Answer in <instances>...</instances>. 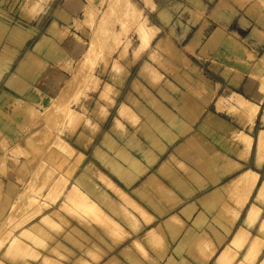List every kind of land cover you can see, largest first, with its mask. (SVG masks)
<instances>
[{"label":"rangeland","instance_id":"rangeland-1","mask_svg":"<svg viewBox=\"0 0 264 264\" xmlns=\"http://www.w3.org/2000/svg\"><path fill=\"white\" fill-rule=\"evenodd\" d=\"M248 5L253 19L264 11V0H0V25L8 35L28 40L24 54L36 48L37 35L55 41V50L46 54L44 84L22 92L27 98L16 101L6 115L23 137L0 155V264H216L245 224L240 216L235 221L246 191L238 180L226 186L225 204L213 201V209L219 207L213 219L200 214L182 236L184 224L172 229L176 245L169 252L150 239L138 250V239L121 248L127 235L110 230V214L119 217V212L98 198L96 187L107 186L100 171L116 187L117 182L134 183L146 164L156 163L158 153L190 132L182 118H188L194 93L200 92L197 75L209 49L203 41L210 22L225 21L227 30L236 8ZM240 26L251 25L242 18ZM250 36L259 44L264 40L255 26ZM243 42L229 49L243 57L246 82L260 84L264 93L263 52ZM11 51L7 47L3 55L7 62L15 54ZM31 65L26 60V67ZM233 99L228 91L216 95L213 104L249 125L242 111L230 109ZM172 112L179 117L176 126ZM241 134L235 130L232 135L237 146ZM136 158L145 168L127 169ZM235 170L227 166L226 172ZM262 194L259 200L249 199L241 212L246 217L252 205L258 207L254 223L246 226L248 242L232 264L243 260L251 239H264ZM93 201L107 209L102 208L105 214H96ZM263 258L264 247L253 264Z\"/></svg>","mask_w":264,"mask_h":264},{"label":"crops","instance_id":"crops-1","mask_svg":"<svg viewBox=\"0 0 264 264\" xmlns=\"http://www.w3.org/2000/svg\"><path fill=\"white\" fill-rule=\"evenodd\" d=\"M249 7L248 5L244 10L236 8L238 15H235L234 20L229 22L227 30L223 20V24L210 22V31H207L208 37L205 36L203 41L204 45L209 46V49L203 53L204 61L201 62L197 75L198 79L202 80L199 85L200 92L194 93L196 96L191 100L194 107L192 106L193 109H190L188 118H182V122L190 127V132L178 137L172 144L167 145L163 152L158 153L156 163L146 164L147 168L134 183L125 185L122 182H117L116 187L114 181L107 175L114 190L102 184L96 187V193L101 197L96 196L119 212V217L113 213L110 214L114 219H110V230L112 232L117 230L120 234L127 235L124 237H127V240L122 243L121 248L138 239L140 242L142 241V244L136 241L138 243L135 250H138L141 247L144 248L143 243L150 239L159 243L157 244L158 249L167 252L173 250L176 244L170 236L172 229L176 225L184 224L185 229L180 233L182 236L188 233L192 222L200 214L206 215L209 220L213 219L219 209V207L217 210L213 209V201L217 198L225 204L226 186L235 180H238V183L246 190L235 221L240 216L239 219H243L245 224L237 230L220 253L228 250L239 251L248 242L246 229L248 214L244 217L241 212L249 199L255 200L258 196V189L263 183L264 159L262 158L261 143L264 141V93L260 90V84L256 83L252 86L246 82L247 68L242 65L244 59L241 55L230 51L229 46L235 43H244L243 40L247 39L250 43L256 44V49L248 46L250 49L254 52L256 50L263 52L264 62V40L262 44H259V38L255 39L250 36L254 26L260 30V34L264 35V11H260L253 19L246 12ZM242 18L248 21L251 26L242 28L240 26ZM213 27L215 29H212ZM217 30L223 31L225 35L221 36ZM234 33L238 34L242 40L236 38ZM44 36L47 39L49 37L43 34L42 36L37 35L36 48H33L32 51L28 50L24 54L23 50H26L28 40L8 35L6 28H2L0 25V70L2 69L0 71V155L2 150L6 151L11 145H17L23 137L22 132L15 125L8 124L9 121L6 119L8 111H11L16 101L27 98L23 97L22 92L28 94L31 90L40 89L38 85L45 82L44 67H46L45 64H48L46 54H50L49 49L55 50V41L52 39L46 42ZM10 43H14V45H8ZM44 43L48 44L43 45ZM20 44L22 45L20 46ZM7 47L11 53V50L16 53L9 62L3 59ZM40 49H42L41 52H39ZM21 56L24 58L20 62L21 58L19 57ZM35 56L42 63L38 60L39 64L34 60ZM26 60L31 61L33 65L26 67ZM37 66H41V68H37ZM27 75L30 77L27 78ZM228 91L234 93V102L230 109L242 111L249 125L245 121L240 124L241 122L230 116L226 109L224 112L216 109L213 104L215 96ZM172 113L176 118L174 123H180L177 114ZM235 130L243 133L240 137V146L231 141ZM238 155L242 160L238 158ZM141 166L142 169L145 168L142 162ZM227 166L236 170L227 173ZM100 172L102 175L105 174ZM112 178L116 179L115 176ZM93 202L97 212L105 214L106 208L102 207L103 210L95 201ZM209 206L210 208H208ZM252 206L255 209L258 208L256 204ZM252 206L250 210H252ZM209 209L211 211H208ZM221 233L225 234L224 231ZM240 234H247V238L244 244L237 248L234 246V241ZM254 238L249 241L248 247ZM224 242L225 240L219 246H222ZM123 252L124 255H128V248H125ZM118 260L121 262V259Z\"/></svg>","mask_w":264,"mask_h":264},{"label":"bare ground","instance_id":"bare-ground-1","mask_svg":"<svg viewBox=\"0 0 264 264\" xmlns=\"http://www.w3.org/2000/svg\"><path fill=\"white\" fill-rule=\"evenodd\" d=\"M245 1V0H243ZM17 52V51H16ZM7 55V54H6ZM9 55V54H8ZM13 55H16L13 54ZM11 56V55H10ZM5 57V56H4ZM9 59V58H8ZM13 59V57H12ZM87 59L88 57H86L84 59V61L78 66V69H79V72L78 74H81L83 72V69H84V66L85 64L87 63ZM10 60V59H9ZM6 61V60H5ZM7 63V62H6ZM11 63V62H10ZM9 64V63H8ZM10 65V64H9ZM2 68V67H1ZM2 70V69H1ZM0 70V71H1ZM81 72V73H80ZM1 76V75H0ZM79 78V77H78ZM173 126H176L177 124L175 123H171ZM171 125V126H172ZM261 151L263 152L262 153V158L264 159V141H262L261 143ZM91 168V167H90ZM131 169H134L136 171L138 170H143L142 169V166H141V162L137 159H133L131 160ZM101 176V179H102V182L104 183L105 182V185H107L109 188L112 189V186H111V182L109 180H106L104 175H102V173L100 172L99 173ZM100 179V181H101ZM78 182H79V179H78ZM80 184V182H79ZM114 190V189H112ZM80 185H76L75 186V189H74V193L76 194L75 196H79V192H80ZM264 191V181L262 183V187L259 191V195L255 198V200H259V197H261V195H263ZM91 192H93V194H95V191H93V189H91ZM117 194H118V191H117ZM255 207L252 206V210L249 211L248 213V217H247V220H246V224L247 225H252V223L254 222V218H255ZM83 211V210H81ZM258 211V210H257ZM85 212V211H84ZM86 213V212H85ZM83 213V214H85ZM96 214H99L96 210ZM87 216V215H86ZM264 225V224H263ZM263 227V226H262ZM261 229V232L263 233L264 232V229L260 228ZM264 236V235H263ZM247 238V234H240L236 240L234 241L235 242V247L237 248H240L243 244H244V241L246 240ZM264 247V239H261L260 237H256L254 238L253 242L251 243V245H249L248 249H247V252L245 253V256L243 257V260L241 261H238L236 264H253L257 259L258 257L260 256L261 252H262V249ZM90 253V252H89ZM237 255V252L236 251H231V250H228L226 252H222L220 253V255L216 258V264H232L235 257ZM92 257V256H91ZM258 264H264V258L262 261L258 262Z\"/></svg>","mask_w":264,"mask_h":264}]
</instances>
